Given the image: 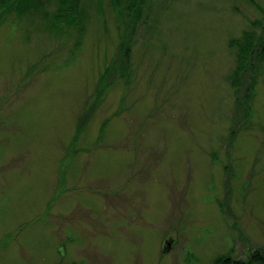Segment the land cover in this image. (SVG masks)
I'll list each match as a JSON object with an SVG mask.
<instances>
[{"label": "rangeland", "instance_id": "rangeland-1", "mask_svg": "<svg viewBox=\"0 0 264 264\" xmlns=\"http://www.w3.org/2000/svg\"><path fill=\"white\" fill-rule=\"evenodd\" d=\"M101 10L0 24V264L264 255V63L234 86L231 43L264 37V0H147L125 64Z\"/></svg>", "mask_w": 264, "mask_h": 264}, {"label": "trees", "instance_id": "trees-1", "mask_svg": "<svg viewBox=\"0 0 264 264\" xmlns=\"http://www.w3.org/2000/svg\"><path fill=\"white\" fill-rule=\"evenodd\" d=\"M146 2L147 0H0V24L12 14L20 18L28 14H36L45 20V27H43L45 30L62 33L75 25H79L80 17L85 14V9L89 7V3L94 5L96 10L99 9L100 12L102 11L101 6L108 3L112 5L114 10L118 11V14H126V17L130 20V23L127 24L125 36L119 44V51L121 50L122 52L120 61L125 64L131 54L129 47L133 41L134 30L140 18L139 15L142 13ZM83 26L82 24V28L84 29L85 27ZM256 33L254 30H246L240 38L234 39L231 42L237 50L239 59L238 69L234 73L236 74L234 86L239 85L240 76L251 64V59L254 56L264 63V37L262 38ZM121 74H124V70L123 72L121 71ZM107 76L108 73L104 74L101 78L99 82L100 86L98 85L97 87V95L101 94L105 89ZM253 94L256 95V91ZM248 101L247 103L250 105L251 102ZM248 110L251 115V105ZM246 117H248V111ZM213 264H264V255L260 250H256L251 254L246 263L241 260L232 259L230 255L219 256Z\"/></svg>", "mask_w": 264, "mask_h": 264}]
</instances>
